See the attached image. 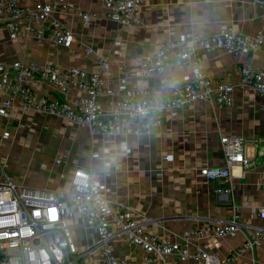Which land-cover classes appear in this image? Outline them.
<instances>
[{
  "label": "crops",
  "instance_id": "crops-1",
  "mask_svg": "<svg viewBox=\"0 0 264 264\" xmlns=\"http://www.w3.org/2000/svg\"><path fill=\"white\" fill-rule=\"evenodd\" d=\"M104 9L101 0H71L66 10L58 12L74 35L71 47L40 41L33 32L12 39L0 16V59L97 71L101 70L98 57L102 56L107 63L103 77L114 89L149 87L165 94L184 83L191 67L169 66L163 72L145 73L142 63L156 55L162 40L200 32L218 33L225 28L264 37V5L259 0H142L136 22L131 25L107 18ZM79 10H96L100 16L87 24L78 15ZM172 27L175 35L169 34ZM87 48L94 53L88 54ZM244 61L264 68V52L237 56L217 49L206 53L201 63L203 71L216 79L236 84V100L230 111L195 102L176 114H168L161 130L149 135H92L86 126L25 110L16 103L6 115L0 114V179L7 176L30 189L54 191L67 200L76 167L90 166L105 180L109 197L129 206L146 232L170 241H182L184 231L207 222L225 221L238 212L243 232L235 237L200 240L210 252L224 258L244 243L251 226L264 225L255 213L264 206V95L242 89L240 66ZM32 87L39 94L61 100L82 96L79 89L65 94L50 83L34 82ZM5 96L0 91V106ZM101 100L109 109L114 97L102 95ZM5 131L8 136H4ZM223 134L260 142L247 145L246 154L253 160L250 168L235 165L229 181H213L200 170L225 165L220 142ZM227 191L232 194V204H220L218 199H226ZM70 225L80 250L95 242L93 227L77 219ZM114 252L132 264H162L145 261L143 251L122 237L114 239ZM168 261L196 264L191 259L180 262L175 256ZM83 264H102L99 251L87 254ZM234 264H264V240Z\"/></svg>",
  "mask_w": 264,
  "mask_h": 264
},
{
  "label": "built area",
  "instance_id": "built-area-1",
  "mask_svg": "<svg viewBox=\"0 0 264 264\" xmlns=\"http://www.w3.org/2000/svg\"><path fill=\"white\" fill-rule=\"evenodd\" d=\"M101 1L107 18L131 25L136 22V10L142 0ZM70 4L71 0H0V16L5 19L3 27L12 39L33 32L40 41L71 47L74 35L58 15ZM78 15L88 24L100 16V12L79 10ZM169 34H176L174 27ZM217 49L237 56L261 53L264 52V37L225 28L218 33L200 32L191 37L162 40L156 55L142 63L145 73L163 72L169 66L191 67L184 83L165 94L149 87L114 89L103 77L102 71L107 63L102 56L98 57L101 70L97 71L79 66L0 59V91L6 94L0 114L6 115L7 109L18 103L25 110L62 117L86 126L92 135L116 137L158 132L168 114H176L195 102L230 111L236 100V84L216 79L201 68L204 55ZM86 52L93 54L94 50L87 48ZM240 71L244 92L252 89L264 95V68L244 61ZM34 82L53 84L65 94L76 88L82 96L61 100L39 94L32 87ZM102 95L114 97L109 109L105 108ZM8 135L9 132L5 131L4 136ZM220 142L225 151V165L202 167L201 175L213 181H229L235 165L245 168L253 165L246 148L251 143L256 145L259 140L223 134ZM93 157L98 154L93 153ZM56 162L61 160L56 159ZM2 171L5 173L4 168ZM66 197L67 202H64L54 191L30 189L7 176L0 179V264H83L84 257L95 250L99 251L102 264H132L115 254L116 237H122L129 245L141 249L143 259L149 263L172 264L168 258L175 256L180 262L191 259L196 264H234L241 255L254 251L264 240V225L251 226L244 243L224 258L210 252L208 245L200 242L210 236L235 237L243 232L244 225L238 212L225 221L207 222L184 231L182 241H170L148 233L142 222L133 217L129 206L109 197L105 180L87 165L76 167ZM255 213L264 220V206ZM74 219L96 230V240L86 250H80L74 239L70 225Z\"/></svg>",
  "mask_w": 264,
  "mask_h": 264
},
{
  "label": "water",
  "instance_id": "water-1",
  "mask_svg": "<svg viewBox=\"0 0 264 264\" xmlns=\"http://www.w3.org/2000/svg\"><path fill=\"white\" fill-rule=\"evenodd\" d=\"M259 1H261L264 5V0H259ZM61 96L64 97L63 94ZM227 195H228V197L226 199H218V202L220 204H224V205H231L232 204V194H231V192L227 191ZM219 200H222V201H219Z\"/></svg>",
  "mask_w": 264,
  "mask_h": 264
},
{
  "label": "rangeland",
  "instance_id": "rangeland-1",
  "mask_svg": "<svg viewBox=\"0 0 264 264\" xmlns=\"http://www.w3.org/2000/svg\"><path fill=\"white\" fill-rule=\"evenodd\" d=\"M64 202H67V200H63ZM68 204V203H67Z\"/></svg>",
  "mask_w": 264,
  "mask_h": 264
},
{
  "label": "snow or ice",
  "instance_id": "snow-or-ice-1",
  "mask_svg": "<svg viewBox=\"0 0 264 264\" xmlns=\"http://www.w3.org/2000/svg\"><path fill=\"white\" fill-rule=\"evenodd\" d=\"M236 159H240V157H236Z\"/></svg>",
  "mask_w": 264,
  "mask_h": 264
}]
</instances>
